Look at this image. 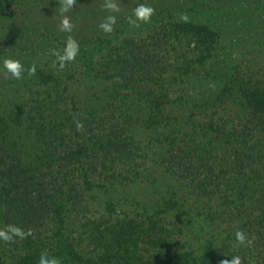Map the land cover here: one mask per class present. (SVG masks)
<instances>
[{"label": "rangeland", "instance_id": "obj_1", "mask_svg": "<svg viewBox=\"0 0 264 264\" xmlns=\"http://www.w3.org/2000/svg\"><path fill=\"white\" fill-rule=\"evenodd\" d=\"M139 4L154 9L148 21L134 15ZM109 16L115 23L106 31L101 24ZM65 17L70 32L61 28ZM186 21L210 26L212 39L180 32L177 25ZM70 40L78 46L76 54L61 66L59 57L71 55ZM4 57L21 61V78L3 67ZM130 76L136 81L131 83ZM254 86L264 88V0H12L0 10V116L7 118L20 157L30 158L39 146L34 122L8 120L20 103L31 107L45 128L49 121L56 126L53 138L60 145L103 131L101 118L110 102L133 117L137 155L142 156L135 167L128 166V158L125 163L103 156L95 160L90 168L100 185L87 190L75 207L66 203L63 236L49 231L54 225L50 217L38 219L32 228L38 245L46 248L21 249L19 237L0 238V264H40L38 251L62 264H83L52 248L64 237L79 256L97 260L94 254L112 243V227L148 217L162 237L204 264L235 256L242 249H225L220 213L237 203L233 191L227 199L224 193L228 182L239 181L235 168L248 174L247 163L264 156V111L245 92ZM159 88L171 95L161 125L145 122L149 110L140 97L124 99ZM106 89L116 93L115 100L88 118L84 109L105 101ZM216 187L223 192L206 191ZM92 221L105 229L96 240L86 234ZM132 245L128 248L139 253L152 249L141 235Z\"/></svg>", "mask_w": 264, "mask_h": 264}, {"label": "trees", "instance_id": "obj_2", "mask_svg": "<svg viewBox=\"0 0 264 264\" xmlns=\"http://www.w3.org/2000/svg\"><path fill=\"white\" fill-rule=\"evenodd\" d=\"M11 2L12 0H0V10L4 6H9ZM179 23L180 25L177 26L182 33L192 32L197 36L203 34L209 39H212L211 36L214 34V30L210 26L201 22ZM128 80L131 83L136 81L132 76ZM116 81L119 80L115 79L112 83L113 86H116ZM112 91L103 90L106 94L104 103L100 101L98 105L91 107L88 111L84 109L88 118H94L96 110L104 109L103 106L107 101L115 100L116 93H112ZM245 92L253 106L259 111H264V88L259 89L254 86L245 89ZM135 95L145 101L148 107L149 114L145 122L161 125L166 120L167 115L163 105L171 99L170 91L161 88L153 89L150 92L135 91L134 94L130 93L128 96L126 94L124 99ZM24 106L20 103L18 109L10 114L8 120L20 121L24 117L30 122H34L33 126L39 146L38 151L33 153L30 158L20 157L16 140L9 138L7 118L4 114L0 116V228L7 230L9 225H14L23 230L26 238H20L21 249H44L46 248L42 246H45L44 243L40 242L38 245V238L35 237L32 227H35L38 219L43 221L44 218H51L54 225L49 231L60 232V235L63 236L61 230L64 227L63 210L66 203L75 207L74 204L77 203L78 198L84 197L87 190L100 185V183L95 184V169L90 168L95 160L103 156L106 160L111 161L117 158L121 160V163H125V159L128 158L130 160L128 166L135 167L138 166L135 159L142 155H137L136 141H134L132 130L133 117L127 115L122 109V113H119L118 107L114 106L112 102L108 103V109L105 110V115L101 118V122L103 121L102 123L105 124H100L103 131L100 130L92 134L87 137L86 141L67 139L60 145H57L53 138L56 126L49 121L50 127L45 128L38 122L37 116H33V109ZM29 114H32V117H29ZM100 147V154H96L95 150ZM256 160V162L247 163L248 174L240 173V166L235 168L234 174H236V178H239V181L234 179L235 183L229 184L228 182L224 193L226 198L227 192L233 191L234 195L236 194L235 197L238 198L237 203L230 205L220 213L224 214L221 222L226 228V239L223 243L225 249H242L239 252H234L235 256H240L241 264H264V175H262L264 156L261 155ZM206 191L210 194L223 192L217 187L216 191L214 189ZM147 219L136 222L127 220L116 224V228L112 227V243L110 246L107 245L101 253L97 251L94 254L97 260L93 257L85 259L79 256L73 243L65 237L60 242L57 241L58 244H54L52 248L59 249L58 255L63 252L65 256H70L72 261L83 264H103L104 262L109 263V260H112L113 264L205 263L191 251L181 250L171 241H167L166 237H162V231L157 223L151 217ZM92 223L86 228V234L88 233L93 240H96V237L105 229L99 227L98 222L92 221ZM238 229L246 234L247 243L240 245L235 241V232ZM41 232L42 229L38 231V233ZM147 232L150 234L148 235ZM140 235L152 247V249H143L145 254L139 253L141 251L139 249L128 248L130 243L136 247ZM133 238L135 240L130 242ZM24 254L25 257H32V254L27 255V252ZM45 255L44 252L38 251L35 257L40 259Z\"/></svg>", "mask_w": 264, "mask_h": 264}, {"label": "clouds", "instance_id": "obj_3", "mask_svg": "<svg viewBox=\"0 0 264 264\" xmlns=\"http://www.w3.org/2000/svg\"><path fill=\"white\" fill-rule=\"evenodd\" d=\"M69 3H71V0H69ZM108 7L115 8V5L110 3ZM153 11L154 9L151 6L145 4H139L137 8L134 10V15L136 16L137 20L148 21ZM183 18L186 19L187 17H183ZM107 19L109 22L101 24V27L104 28L106 31H111L112 24L115 23V17L109 16ZM61 28L62 30H66L69 32L71 31V24L67 17H65L61 21ZM68 47L71 51V55L59 57V59L61 60V66H63L64 61L71 60L74 58L78 48V46L71 40L69 41ZM2 63H3V67L12 76L16 77L17 79L21 78L22 72L24 70L21 61L17 59H13L11 57H4ZM29 71L34 72L35 68L32 67ZM82 127L83 125L78 122L77 128L79 129ZM14 236L19 237L21 239L26 238V234L23 232V230L14 225H9L7 230L0 229V238H3L4 240H11L13 239ZM235 241L239 244H245L248 242L246 240V234L239 229L235 232ZM40 264H62V262L58 257H48L47 255H45L41 257ZM220 264H241V258L238 255L232 256L230 259L221 260Z\"/></svg>", "mask_w": 264, "mask_h": 264}]
</instances>
